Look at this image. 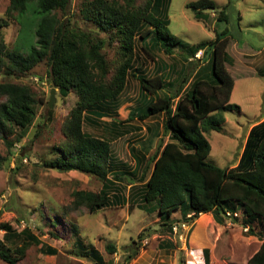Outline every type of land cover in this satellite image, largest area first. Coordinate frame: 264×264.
Returning a JSON list of instances; mask_svg holds the SVG:
<instances>
[{"label": "trees", "instance_id": "obj_1", "mask_svg": "<svg viewBox=\"0 0 264 264\" xmlns=\"http://www.w3.org/2000/svg\"><path fill=\"white\" fill-rule=\"evenodd\" d=\"M31 1H36L41 14L35 31L37 46L24 55L18 50H9L0 34V75L9 80L24 77L37 65L44 64L52 89L63 98L71 92L76 95L77 101L62 126L63 141L53 146L55 158L44 162V166L59 173L75 171L93 176L102 187L97 193L73 192L70 209L84 207L90 214H95L126 203L122 188L109 177L114 169L110 166V143L84 133L82 126L85 120L95 124L91 117L101 120L104 107L107 112L116 110L128 80L134 79L140 106L129 112L126 121L144 122L163 115L162 137L169 140L162 143L161 137L148 158L131 148L135 166L126 174L143 182L141 203H157L149 212L158 210L160 221L169 227V234L174 226L170 217L176 210L180 212V225L185 223L191 230L200 215L213 214L220 222L228 217L227 213L232 217L237 205L245 218L264 227V121L249 131L235 166L219 168L205 160L210 152L206 133L221 132V124L225 121L223 114L239 109L230 102L234 83L225 66L231 65L233 59L226 52V33H216L213 41L185 47L166 28L170 0H144L141 3L140 0H81L79 15L92 26L90 30L71 23L69 0H9L6 14L22 13ZM187 7L194 11L197 20H203L204 11L215 10L211 0L190 2ZM57 12L64 17L59 18ZM217 18L219 22L224 21L225 12L221 11ZM137 43L151 61L154 49L169 57L178 50L187 62L199 51L210 52L211 77L201 78L197 72L188 83L186 73L190 66L187 65L192 61L181 66L180 78L171 79L170 68L162 64L147 75L134 66ZM107 48L115 51L113 58L107 56ZM0 99H4L0 102V139L10 154V149L25 137L34 123L42 99H37L26 84L6 80L0 83ZM95 110L100 112L96 111L98 118L92 116ZM47 112L51 113L50 110ZM211 115L214 117L209 120ZM143 163L144 169L140 173ZM149 166L151 171L146 180ZM113 177L116 179L118 174ZM0 231H5L8 241L22 239L21 245H15L13 250L0 244V260L5 264H17L27 247L41 244L29 230L16 233L6 222H0ZM248 231L253 228L249 227ZM251 236L255 234L251 232ZM139 241H142L141 236ZM168 241H162L158 247L162 250L175 248ZM260 241L258 251L247 264H264V235ZM78 246L82 248L77 254L80 258L94 264H107L92 247L86 249L80 242ZM40 251L52 256L56 254L48 247ZM105 251L114 254L116 249L108 243ZM204 253L208 251L204 250ZM137 255L138 252L130 247L128 261Z\"/></svg>", "mask_w": 264, "mask_h": 264}, {"label": "rangeland", "instance_id": "obj_2", "mask_svg": "<svg viewBox=\"0 0 264 264\" xmlns=\"http://www.w3.org/2000/svg\"><path fill=\"white\" fill-rule=\"evenodd\" d=\"M194 1L197 0H170L167 9L169 24L166 28L185 47L213 41L216 33L227 34L228 54L234 60L227 70L236 83L231 103L239 109L223 114L225 121L221 124V132L206 133L210 152L205 160L219 168H231L237 164L246 129L264 116L260 95L264 92V76L255 75L259 66L257 64L246 74L241 57L243 51L239 50L241 48L249 52L252 48L254 53L264 50V0H211L215 4L216 13L224 11L226 15L224 21H216L215 28L211 25L212 19H195L194 11L186 5ZM80 3L81 0H69L68 18L75 26L90 30L92 26L82 21L79 15ZM8 4L9 0H0V34L9 50H18L26 55L32 47L37 46L35 31L41 14L36 1L29 2L22 13L13 11L7 15ZM57 16L64 17L59 12ZM140 46L137 43L135 67L150 75L155 71V66L162 64L170 68L171 79L180 78L181 66L188 63L182 52L175 50L169 57L154 49L151 51V61ZM106 53L109 58L115 56L114 50L107 48ZM202 58L196 56L188 63V83L195 78L196 67L205 65L206 60ZM47 72V66L39 64L24 77L9 80L0 75V83L6 80L26 84L37 99H42L37 106L34 123L26 131L25 137L10 149V154L0 139V222L10 224L11 230L16 233L29 230L41 242L40 245L27 247L17 264H94L77 256L79 249H82L78 242L86 249H95L107 264H247L259 249L264 227L245 218L240 206H236L237 217L219 218V222L213 214L200 215L193 222L191 230L187 225L186 229H180L174 236L169 234V227L160 221L158 210L149 212L155 209L157 203H141L143 182L126 174L135 166L131 148L138 155L143 154L146 158L151 156L159 138L163 136L164 116L158 115L144 122L126 121L129 112L140 106L135 100L139 90L134 79L128 80L116 110L113 108L107 112V107H104L101 120H93L91 117L90 120L95 121V124L85 120L82 126L84 133L110 143V166L113 165L114 169L109 177L122 188L126 203L113 205L95 214H90L84 207L70 209L73 192L97 193L102 183L83 173H59L44 166V162L48 163L55 158L53 146L63 141L62 126L77 101L73 92L63 98L55 89L49 107L52 88ZM207 74L203 72L201 78H208ZM3 100L0 99V102ZM96 111L92 112V116L98 118ZM213 117L211 115L209 120ZM162 138V143L169 141L167 137ZM9 139L16 142L14 138ZM144 165L139 169L140 173ZM150 171L151 166L147 170L146 180ZM113 174H118V177L115 179ZM178 212L172 218L173 225L180 224ZM246 227L253 228L251 232L255 236H251L249 231L245 232ZM5 237V231H0V244L12 250L15 245L20 246L22 243L21 237L10 241ZM167 240L175 248L162 250L158 247L162 241ZM108 243L115 246L114 254L105 251ZM45 247L55 250L56 254L52 256L42 253L40 250ZM130 247L138 255L128 261ZM204 250L208 253H204ZM0 264L5 263L0 260Z\"/></svg>", "mask_w": 264, "mask_h": 264}, {"label": "crops", "instance_id": "obj_3", "mask_svg": "<svg viewBox=\"0 0 264 264\" xmlns=\"http://www.w3.org/2000/svg\"><path fill=\"white\" fill-rule=\"evenodd\" d=\"M187 5V4H186ZM210 13V15H209V13ZM219 11L216 13V11L215 10H211V11H204V17H202L203 18V20L205 21H207V20H209V19H212V23H211V25H213L214 26V28L217 26V22L216 21H218V16H219ZM226 19V18H225ZM219 22V21H218ZM222 22V21H221ZM250 48V47H249ZM239 50L240 51H243L242 52V54H241V57H242V59L244 60L243 61V63H244V67L243 68H245V70H246V74L247 73H250V69H251V67L252 66H254V65H259L258 66V68H260L259 70H258V68H256V71L254 72L255 73V75L256 76H264V50L262 51V52H257V53H254L253 51H252V48H250V51L248 52V51H244V50H242L241 48H239ZM226 52H227V54H228V50H227V47H226ZM229 55V54H228ZM196 56H203L204 58H202V59H204V60H206L205 61V65L203 66H199V67H196V69L194 70V75L198 72V70H199V73H198V75L197 76H199V77H201L202 75V73L203 72H208V78H210V76H211V74H210V52H208L207 54H203V51H199L198 53H196V55L194 56L195 58H196ZM193 59V58H192ZM192 59H189L188 60V62L189 61H193ZM199 59V58H198ZM233 63H234V60H233ZM233 65V64H232ZM226 67V70H227V67H228V65H226L225 66ZM207 70V71H206ZM227 72H228V70H227ZM229 73V72H228ZM206 75V74H205ZM231 76V75H230ZM231 78H232V80H233V83H234V85H233V89H232V93H231V97H230V102H231V99H232V96H233V92H234V89H235V85H236V83H235V81H234V79H233V77L231 76ZM245 81H247V79H245ZM260 95H261V97H262V102H263V105H264V92L263 93H260ZM138 99H139V95H137V98L135 99V100H137L136 102H138ZM262 112V108L260 109V113ZM264 121V116L263 117H260L257 121H255L254 123H251L249 126H248V128L246 129V135H245V139H244V142H243V146H244V143H245V141H246V138H247V135H248V133H249V131L251 130V128L252 127H254L255 125H258L259 123H261V122H263ZM160 139V138H159ZM243 146L241 147V150H240V152H239V155L241 154V152H242V149H243ZM239 159V158H238ZM178 212V210H176V211H174L172 214H171V217H170V220L173 218V217H175L174 216V214H176ZM179 213V212H178ZM180 214V213H179Z\"/></svg>", "mask_w": 264, "mask_h": 264}, {"label": "built area", "instance_id": "obj_4", "mask_svg": "<svg viewBox=\"0 0 264 264\" xmlns=\"http://www.w3.org/2000/svg\"><path fill=\"white\" fill-rule=\"evenodd\" d=\"M227 216L229 217H231V215L229 214V213H227ZM237 217V213H234L233 214V217ZM189 217V216H188ZM187 228V224H179V225H174L173 227H172V234L174 235V236H176L177 235V233H178V231L180 230V229H186ZM249 230V227H246V229H244V231L245 232H247Z\"/></svg>", "mask_w": 264, "mask_h": 264}, {"label": "water", "instance_id": "obj_5", "mask_svg": "<svg viewBox=\"0 0 264 264\" xmlns=\"http://www.w3.org/2000/svg\"><path fill=\"white\" fill-rule=\"evenodd\" d=\"M54 93H55V89H51V91H50L49 107H51V102L53 101Z\"/></svg>", "mask_w": 264, "mask_h": 264}]
</instances>
